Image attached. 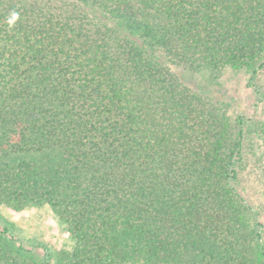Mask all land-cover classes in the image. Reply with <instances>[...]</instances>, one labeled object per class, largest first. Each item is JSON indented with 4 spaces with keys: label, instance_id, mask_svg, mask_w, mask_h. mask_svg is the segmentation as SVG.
<instances>
[{
    "label": "trees",
    "instance_id": "obj_1",
    "mask_svg": "<svg viewBox=\"0 0 264 264\" xmlns=\"http://www.w3.org/2000/svg\"><path fill=\"white\" fill-rule=\"evenodd\" d=\"M225 70L260 115L210 91ZM245 160L264 191V0H0V207L74 242L0 215V264H264Z\"/></svg>",
    "mask_w": 264,
    "mask_h": 264
},
{
    "label": "rangeland",
    "instance_id": "obj_2",
    "mask_svg": "<svg viewBox=\"0 0 264 264\" xmlns=\"http://www.w3.org/2000/svg\"><path fill=\"white\" fill-rule=\"evenodd\" d=\"M198 79V78H197ZM201 79V76H200ZM246 76L242 73L221 71L215 83L207 85L219 98L232 102L229 114H243L247 117L260 115L255 98L245 87ZM239 190L243 197L260 212L262 244L264 245V191L251 162L245 160L239 172ZM3 222L11 225L17 237L30 242H42L55 253L71 250L74 242L48 206L25 208L13 211L0 207ZM24 239V240H25Z\"/></svg>",
    "mask_w": 264,
    "mask_h": 264
}]
</instances>
